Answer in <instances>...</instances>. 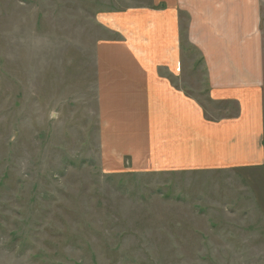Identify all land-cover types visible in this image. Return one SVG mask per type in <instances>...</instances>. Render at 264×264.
I'll use <instances>...</instances> for the list:
<instances>
[{
	"label": "rangeland",
	"instance_id": "obj_1",
	"mask_svg": "<svg viewBox=\"0 0 264 264\" xmlns=\"http://www.w3.org/2000/svg\"><path fill=\"white\" fill-rule=\"evenodd\" d=\"M126 3L0 0V264H264V162L141 172L118 154L96 52ZM200 61L175 83L215 116L230 102Z\"/></svg>",
	"mask_w": 264,
	"mask_h": 264
},
{
	"label": "crops",
	"instance_id": "obj_2",
	"mask_svg": "<svg viewBox=\"0 0 264 264\" xmlns=\"http://www.w3.org/2000/svg\"><path fill=\"white\" fill-rule=\"evenodd\" d=\"M126 1L105 13L114 36L96 52L107 128L124 148L118 154L141 172L262 165L261 0ZM195 52L209 101H229L232 111L208 114L175 83L183 57Z\"/></svg>",
	"mask_w": 264,
	"mask_h": 264
}]
</instances>
